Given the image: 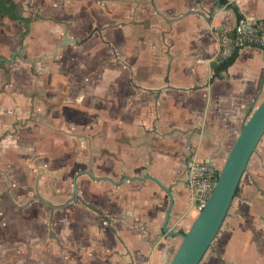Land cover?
Returning a JSON list of instances; mask_svg holds the SVG:
<instances>
[{"label":"crops","instance_id":"crops-1","mask_svg":"<svg viewBox=\"0 0 264 264\" xmlns=\"http://www.w3.org/2000/svg\"><path fill=\"white\" fill-rule=\"evenodd\" d=\"M11 3L0 264H168L195 217L187 161L219 170L264 98V51L219 70L214 29L264 20V0ZM199 264H264V135Z\"/></svg>","mask_w":264,"mask_h":264},{"label":"water","instance_id":"water-1","mask_svg":"<svg viewBox=\"0 0 264 264\" xmlns=\"http://www.w3.org/2000/svg\"><path fill=\"white\" fill-rule=\"evenodd\" d=\"M263 135L264 98L242 124L219 169L205 206L194 217L188 229L178 233L181 241L168 264L200 263L227 216L249 159ZM170 202L165 223H167L173 200Z\"/></svg>","mask_w":264,"mask_h":264},{"label":"built area","instance_id":"built-area-1","mask_svg":"<svg viewBox=\"0 0 264 264\" xmlns=\"http://www.w3.org/2000/svg\"><path fill=\"white\" fill-rule=\"evenodd\" d=\"M217 42V61L228 59L245 46H256L264 51V20L252 15H241L231 31L214 29ZM219 170L211 163L192 156L187 161L186 189L189 208L200 212L206 204Z\"/></svg>","mask_w":264,"mask_h":264},{"label":"trees","instance_id":"trees-1","mask_svg":"<svg viewBox=\"0 0 264 264\" xmlns=\"http://www.w3.org/2000/svg\"><path fill=\"white\" fill-rule=\"evenodd\" d=\"M0 14L7 15L13 19H21L17 14L15 5L11 3V0H0ZM235 54H232L228 59L218 63V69H226L234 60Z\"/></svg>","mask_w":264,"mask_h":264},{"label":"bare ground","instance_id":"bare-ground-1","mask_svg":"<svg viewBox=\"0 0 264 264\" xmlns=\"http://www.w3.org/2000/svg\"><path fill=\"white\" fill-rule=\"evenodd\" d=\"M195 214V213H194ZM197 214H195L194 216H196Z\"/></svg>","mask_w":264,"mask_h":264}]
</instances>
